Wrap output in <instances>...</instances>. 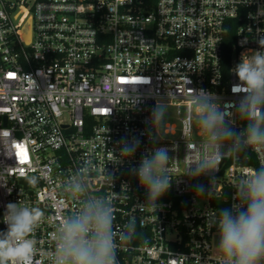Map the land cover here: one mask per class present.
Returning <instances> with one entry per match:
<instances>
[{"label": "built area", "instance_id": "1", "mask_svg": "<svg viewBox=\"0 0 264 264\" xmlns=\"http://www.w3.org/2000/svg\"><path fill=\"white\" fill-rule=\"evenodd\" d=\"M261 9L264 0H0V230L9 202L41 208L35 260L53 264L63 218L107 196L118 264H221L214 211L232 206L264 152L230 151L216 171L187 175L214 151L189 124L191 90L212 93L242 132L233 69L260 49ZM156 105L174 109L173 120L153 123ZM134 137L139 147L124 158ZM157 148L174 179L153 209L134 169ZM75 180L86 186L79 196L65 189Z\"/></svg>", "mask_w": 264, "mask_h": 264}, {"label": "clouds", "instance_id": "2", "mask_svg": "<svg viewBox=\"0 0 264 264\" xmlns=\"http://www.w3.org/2000/svg\"><path fill=\"white\" fill-rule=\"evenodd\" d=\"M260 14H264V9ZM258 44L260 49L242 54L241 61L233 69L238 83L232 91L239 95L234 106L244 122L242 132L229 126L225 109L212 93L200 95L202 90H191L195 105L189 124L204 134L214 151L201 158L195 167L189 166L186 174L190 177L198 178L216 171L227 152H239L244 148L256 150L257 147L264 152V36H260ZM164 116V106L153 107V123L163 121ZM139 144L140 140L135 137L124 140L122 156L134 155ZM172 160L166 148H157L142 156L134 169L139 184L146 191L148 205L153 209L160 206L161 198L172 186ZM195 188L198 194L205 190L202 184ZM65 189L68 194L79 196L86 191V186L82 180H75L65 185ZM235 195L230 208L214 211L221 264H264V164L239 180ZM43 216V210L36 206L20 202L6 205L3 223L7 227L0 230V264H39L35 260L34 232ZM114 219L109 197L85 200L78 212L66 215L58 225L53 264H118ZM135 228V219H131L128 229L121 235L130 239Z\"/></svg>", "mask_w": 264, "mask_h": 264}, {"label": "rangeland", "instance_id": "3", "mask_svg": "<svg viewBox=\"0 0 264 264\" xmlns=\"http://www.w3.org/2000/svg\"><path fill=\"white\" fill-rule=\"evenodd\" d=\"M172 112H174V109L169 108V107H165V116H164L163 121H164V120H170V121H172L173 119L170 118V117H168V114H169V113L172 114Z\"/></svg>", "mask_w": 264, "mask_h": 264}, {"label": "trees", "instance_id": "4", "mask_svg": "<svg viewBox=\"0 0 264 264\" xmlns=\"http://www.w3.org/2000/svg\"><path fill=\"white\" fill-rule=\"evenodd\" d=\"M233 39H234V35H233V33H231L228 37V51L230 50V46L233 42Z\"/></svg>", "mask_w": 264, "mask_h": 264}]
</instances>
